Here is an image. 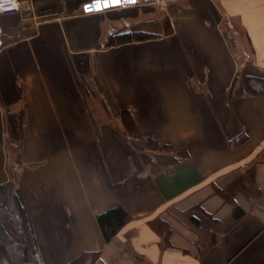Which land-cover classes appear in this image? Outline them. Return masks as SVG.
<instances>
[{
    "label": "crops",
    "instance_id": "crops-1",
    "mask_svg": "<svg viewBox=\"0 0 264 264\" xmlns=\"http://www.w3.org/2000/svg\"><path fill=\"white\" fill-rule=\"evenodd\" d=\"M94 1L0 13V200L13 184L43 264H264V95L243 94L264 78V0ZM122 34L150 39L108 46Z\"/></svg>",
    "mask_w": 264,
    "mask_h": 264
},
{
    "label": "trees",
    "instance_id": "trees-1",
    "mask_svg": "<svg viewBox=\"0 0 264 264\" xmlns=\"http://www.w3.org/2000/svg\"><path fill=\"white\" fill-rule=\"evenodd\" d=\"M147 39L150 38L143 35H115L109 39L108 46ZM237 80H239V77L236 78V82ZM243 82L245 84V91H243V94L249 96L264 95V78L245 76L243 77ZM122 121L129 133L134 137H139L135 121L128 110L122 112ZM146 141L148 149L152 151L173 152L175 150L173 146L164 143L158 137L151 136L146 138ZM254 187V174L250 172L245 178H239L228 188L219 192L227 201L235 202V195L238 191L249 192L252 191ZM256 191L260 193L257 188ZM10 194V204L12 203L18 215L16 217L8 216V218L6 210H8L9 207L0 204V264H43L32 236L27 213L14 193L13 184ZM3 217H7L9 225L12 228V233L16 238L5 229L2 220ZM97 220L105 242L109 243L130 221V215L124 207L118 206L100 214ZM16 239H18V241H16ZM98 257L97 254L83 255L69 264H94Z\"/></svg>",
    "mask_w": 264,
    "mask_h": 264
},
{
    "label": "rangeland",
    "instance_id": "rangeland-1",
    "mask_svg": "<svg viewBox=\"0 0 264 264\" xmlns=\"http://www.w3.org/2000/svg\"><path fill=\"white\" fill-rule=\"evenodd\" d=\"M11 195V194H10ZM1 197V196H0ZM3 199L1 198L0 200V204H3V205H6L8 208V210H6V215L7 217L11 216V217H16L18 215L17 213V210L14 208V206H12V203L10 204V201H9V198H8V201L5 200V201H2ZM7 217H3L2 220H3V225L5 227V229L13 236L16 238V236L12 233V228L10 227L9 225V222H8V219ZM8 217V218H9ZM16 241H18V239H16Z\"/></svg>",
    "mask_w": 264,
    "mask_h": 264
},
{
    "label": "built area",
    "instance_id": "built-area-1",
    "mask_svg": "<svg viewBox=\"0 0 264 264\" xmlns=\"http://www.w3.org/2000/svg\"><path fill=\"white\" fill-rule=\"evenodd\" d=\"M20 10V0H0V13H16Z\"/></svg>",
    "mask_w": 264,
    "mask_h": 264
},
{
    "label": "water",
    "instance_id": "water-1",
    "mask_svg": "<svg viewBox=\"0 0 264 264\" xmlns=\"http://www.w3.org/2000/svg\"><path fill=\"white\" fill-rule=\"evenodd\" d=\"M146 1H150V0H146ZM117 3H113L112 0H103V1H94L92 2V4L89 5V8H91L92 10H99L101 8H107L110 7L112 5H116ZM119 4V3H118Z\"/></svg>",
    "mask_w": 264,
    "mask_h": 264
},
{
    "label": "snow or ice",
    "instance_id": "snow-or-ice-1",
    "mask_svg": "<svg viewBox=\"0 0 264 264\" xmlns=\"http://www.w3.org/2000/svg\"><path fill=\"white\" fill-rule=\"evenodd\" d=\"M113 3H120V0H112ZM128 2H134V0H128Z\"/></svg>",
    "mask_w": 264,
    "mask_h": 264
}]
</instances>
